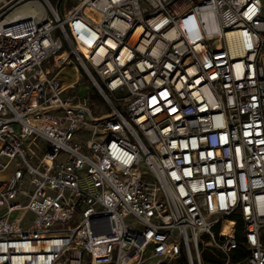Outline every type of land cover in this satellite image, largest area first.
<instances>
[{"label": "built area", "instance_id": "obj_1", "mask_svg": "<svg viewBox=\"0 0 264 264\" xmlns=\"http://www.w3.org/2000/svg\"><path fill=\"white\" fill-rule=\"evenodd\" d=\"M0 264H264V0H0Z\"/></svg>", "mask_w": 264, "mask_h": 264}, {"label": "rangeland", "instance_id": "obj_2", "mask_svg": "<svg viewBox=\"0 0 264 264\" xmlns=\"http://www.w3.org/2000/svg\"><path fill=\"white\" fill-rule=\"evenodd\" d=\"M60 76L63 78L64 82H69L77 79V82L80 86L78 90L79 93L81 95L88 94L91 97L93 115L100 116L106 114L109 111V107L101 97L100 93L91 84L90 80L86 75L83 74L81 70H79V72L77 73L72 67H64L60 71Z\"/></svg>", "mask_w": 264, "mask_h": 264}]
</instances>
